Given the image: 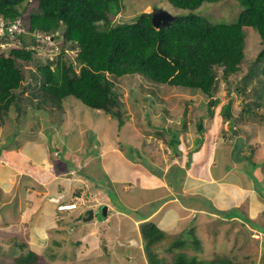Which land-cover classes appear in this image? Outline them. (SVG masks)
<instances>
[{
	"label": "trees",
	"instance_id": "1",
	"mask_svg": "<svg viewBox=\"0 0 264 264\" xmlns=\"http://www.w3.org/2000/svg\"><path fill=\"white\" fill-rule=\"evenodd\" d=\"M120 1L0 0V126L7 119L22 133L29 123L31 130L38 128L40 120L48 118L60 124L68 114L76 116V112L82 115L87 112L95 118L99 115L96 111L115 118L121 126L125 121L121 98L128 85H136L146 93L147 108L154 110L158 101L168 106L160 97L163 93L175 87L189 88L199 90L208 98L203 116L214 118L213 108H218L219 123L230 118L236 123L227 136L223 134L224 139L238 137L237 130H242V137L234 142L237 147L234 152L238 155V148H247L251 143L254 157L261 139L260 136L254 138L253 131L262 121L257 108L264 104V0H237L241 11L237 19L229 23H212L196 12L204 3L221 0H166L172 7L188 12L170 17L168 24L158 28L152 22L151 13H139L129 22L111 24L110 17L119 12ZM11 26L16 28L10 33ZM11 38L22 44L12 46ZM248 39L253 40L252 59H248ZM48 44L60 47L50 62L36 56L38 48ZM3 45L8 52L3 51ZM222 81L227 96L240 98L236 117H233L232 97L220 105L215 96ZM166 109H162L163 114L159 112L162 121L171 118ZM151 114L145 112L150 126ZM183 117L181 129L163 125L155 133L156 137L165 135V143L176 150L180 143L178 134L187 129ZM203 118L196 123V132L201 135L206 132ZM8 143V140L0 143V153ZM256 161L264 165V160ZM255 164L252 165L255 167ZM119 203L126 209L121 201ZM142 212L136 211L134 217L142 219ZM247 223L253 225L249 220ZM166 225L151 220L140 222L139 235L148 264H164L151 250V245L166 237ZM50 242H54V248L45 246L44 250L23 251L20 245L19 250H15L17 257L7 259L5 264L65 261V254L57 251L62 245L60 238H51ZM167 246V252L173 254L168 264H239L222 255L197 260L178 252L176 248L188 246L200 251L201 238L193 228L179 231L178 238Z\"/></svg>",
	"mask_w": 264,
	"mask_h": 264
},
{
	"label": "rangeland",
	"instance_id": "2",
	"mask_svg": "<svg viewBox=\"0 0 264 264\" xmlns=\"http://www.w3.org/2000/svg\"><path fill=\"white\" fill-rule=\"evenodd\" d=\"M120 6L121 7L119 12L114 17H110V23L113 25L129 22L139 13L154 14L152 10L155 9V11H157L158 13H161L168 17H174L176 15H182L188 12L187 10H181L172 7L167 3L166 0H121ZM240 11L241 6L237 2V0H221L215 3H204L200 8L196 10L197 13H199L201 16L205 17L212 23L233 22L237 19ZM1 34L2 31L0 30V35ZM252 42L253 40L250 39H248L247 41V50L250 49L248 59H252L255 53L254 49H252ZM10 44L12 46L19 47L22 43L17 41V39H12L10 40ZM26 44L28 47L32 46L30 45L28 40L26 41ZM3 46V51L8 52L7 46ZM58 50H60L59 45L48 44L46 46L39 47L36 56L41 57L42 61L50 62L53 60L54 55ZM69 54L70 52H68V55ZM242 67L244 68V72H246V65L243 64ZM53 68L54 66H51V69ZM220 87L221 88L215 94V96L220 100V105L225 104L228 99L232 97V101L234 100L232 104L234 112L233 117H236L237 115L235 114V111H237L240 105L239 96H232V94L227 96L223 81L220 83ZM132 88H136L137 90ZM248 88L250 89V87ZM142 94L144 93L141 92L136 85H128V87L125 88L123 97L121 98V102L123 103V106H121V110L124 112L125 121L121 126H119L115 118H110L108 115L101 116L100 118L102 119H99L98 122L96 121V124V122L94 123V118H91V116L87 112L83 113V115L79 112L75 113L76 116L70 115L64 125L66 129L70 128V130L77 128L75 131V135H77V130H79L80 134H82V138L86 137L88 138V141L92 140V142H89V144H86L83 147L82 151L77 153L78 159H96L97 155H99L101 151V143L99 140H101L102 138L103 143L107 142L108 144H111L113 148L115 147L121 150V153L115 152L111 156L109 154L105 155V164L102 165L103 169H98L100 170L99 174L95 173L93 167L91 169V166L87 168H81L82 177L87 178V176H89V180H93L91 184H94L96 186L95 191L100 195V199H104L114 207L113 211L111 210V208H109L107 213L108 218L106 220H102L99 213L101 210L99 209L100 206H97L95 208L96 223L94 227H86L87 230H85L84 232H80V230L79 232L70 231L68 235L69 240H67L68 243L66 244L67 246L69 245V247L64 248L63 246H61L59 249H57L58 253L66 254L65 258H67V260L65 264H147L141 248L142 242L139 235V225L140 222L143 221V219H137L133 217L132 215L136 214L132 213L134 210L133 207H130V211L132 214H129L128 210L125 209L123 205L119 203V201H122L123 198L130 197V201L132 199H138L144 203L143 200L147 201L149 198L153 197V194L149 192L151 191V189L144 190L140 187L136 190L135 187L137 186L135 185V183H138V180L142 182L147 181L149 184H152L151 186H153L157 182V180L144 175L145 172H143L138 167H136L132 171L130 163L135 164L141 168L145 167L144 169L146 170V165L148 163V159L146 157L149 158V155L147 153L151 154V160L158 161V157H161L163 153L169 152V149L167 148L165 143L166 140L163 137L165 135L162 134L161 137L154 136L156 135L155 133L158 130L157 128L163 127L164 125L171 126V128L178 130L179 128H181V125H179V119L184 116L187 125V129L185 130L186 132L184 133L190 134V137L187 136V138L185 139H188L189 142H192V139H196V146H194L193 148L196 150L200 147L201 144V142L199 141L201 134H198L196 132V123L200 118L204 117V128L206 132L209 134L213 133L212 136L214 137V139L212 138L210 142H212L216 150H218L216 154L217 158L223 152L221 151L222 147H224V150L226 151L228 149V153L232 150L233 156L237 155L236 152H234L233 147L235 145L234 142L236 141V139L242 137V130H237L240 134L238 137L230 136L231 139H229L230 137L228 139H224L223 134H226L227 136L230 133V128L235 127L236 123H233L231 126H229L228 124L231 121H221L219 124L216 121L215 127L213 128V118L211 119L210 117L203 116L204 114H206L208 98L199 90L179 87L172 88V90L163 93L160 96L162 97V100H165L168 103V106L167 104L162 103L163 101L161 100L162 102H156L155 110L147 108V102L144 101V98H146V93L144 95ZM186 103L189 104L186 106ZM220 105H218V107ZM160 106H164L168 109L166 110L171 116L169 120H166L167 118H165L162 121L159 118V112L162 113V109L164 108L162 107L161 109L159 108ZM217 109L218 108H213V110H215L216 112L215 114L219 115ZM257 110L259 114H261L262 121H259L257 127L253 130L255 131L254 138L257 136H260L261 138L259 139L261 144L259 143V145L256 146V150H258L256 152V158L252 157L250 143L247 145V148H238L239 151L242 152V154L238 155L232 160L230 156L229 161V163H232L234 166H236V169L244 172V174H247V176L250 177L249 179H245L246 184L244 183V185L246 186V188H248L249 186L248 182L252 184L254 183V181L256 182L255 177L258 173V166L262 167L260 169L261 174H264V165L262 166L261 162L256 161L257 159L264 160V154L261 157V154L258 153L261 150L264 153V104L262 106L260 105ZM96 112L103 115L100 111ZM145 112H147L148 114L152 113L151 115H149L151 126L147 124L148 120L145 117ZM156 112L158 113V115L156 114ZM229 120L233 121L232 118H230ZM46 122L47 121L40 120L38 123L39 129L46 125ZM95 127H99L98 131L105 133L106 136L101 138L97 137L96 139V134L93 133V131L96 133L99 132L97 130L95 131ZM249 131L251 132L252 128H249ZM29 132L30 130L28 131V133ZM51 133V131L46 132V140L48 141L46 144H50V140H52ZM117 133L119 136L117 135ZM12 135H14L18 140L27 139L25 133H19L16 130V125L6 119L5 124L0 126V139H5L11 137ZM36 137V139L40 141L41 144L45 142L40 133L37 132ZM182 137H184V135ZM234 148L236 149L237 147ZM187 150H189L188 147L184 148L182 150V153L184 154ZM54 152L50 153V156L55 159L54 163L61 161L64 150L57 151L56 153ZM46 153H49V150H47ZM256 153H254V155ZM109 156L110 158H112V162L109 161ZM225 161L226 160L224 159L223 162ZM82 162L85 163L84 160ZM204 163H206L205 159L202 160V164ZM64 164L67 167H75V164H73L71 161H65V163L61 161V166H64ZM217 164L218 162L216 161V163L214 164V170H216ZM252 164H255V167ZM82 165H80V167ZM154 165H157V162H155ZM224 166L229 165L225 164ZM3 167H7L6 163L0 160V168ZM73 175L74 174H71V176ZM75 175H78V173L76 172ZM170 175L175 176L174 173ZM112 178L113 180L111 182ZM132 181L135 183H133ZM231 181L242 184V180L239 177L231 179ZM128 183H130V185ZM262 184V189L260 187H256L259 190L255 189V192L259 196L262 195L263 197V175ZM199 185L197 186V188L199 187ZM189 188L194 193V188L190 186ZM211 188L214 189L211 194L213 198L210 199L212 202L215 201L220 206L223 205L229 207L231 205V200L233 198V195H230L232 193L231 185L228 186L227 184L220 186L219 184L211 183L204 186V190H206L207 192L210 191ZM249 188L251 190V187ZM99 189H101V191ZM158 192L159 191L155 189L154 193ZM187 194L188 195L185 196L186 198H188L187 196H189V193ZM90 195L94 197V195L96 194L90 193ZM193 196H196L197 198L201 197L200 193L196 194V192L193 194ZM245 197L249 196H247L246 194ZM244 199L245 201L247 200V198ZM199 200H202V197L199 198ZM175 201L177 204V200ZM188 202L190 205H199L201 203L196 199L194 201L189 200ZM200 206L201 204L199 205V207ZM239 206L240 204L234 207L236 210L228 211V215L236 216L237 218L240 217V223H237V220L234 222V219L226 220L223 217V211L225 210L222 209L219 212H217L216 210H212L211 212H209L206 210L201 211L198 209L196 210V212L186 215L184 218L177 221L178 224L175 227L169 229L166 227V229H168L166 232V237L162 241L159 240L151 245L152 251L157 254V258H160L164 264L170 263L173 254L167 252L168 243L172 240L177 239L178 232L182 229H194L195 227L194 233L201 238L200 251H198L197 249H192L191 246H188L182 249L176 248L178 252H182L188 257L193 256L197 260H211L214 256L222 255L231 257L232 260L239 264H264V200H262V205L259 208L254 211L252 210L251 213L248 212V215H246L245 206ZM120 208H122V210ZM117 209L121 210L120 213ZM147 209H150L148 205ZM144 214L145 213H143L142 215L145 216ZM137 215L140 214L138 213ZM158 217L159 216H157V218ZM155 218L156 215L150 216L148 219H152L153 221H155ZM246 218L257 225L249 226ZM192 221L194 223H192ZM91 226H93V224ZM10 228H13L14 231H16L17 229L15 225H11ZM260 228H262L263 230H260ZM34 234L35 233L30 232L28 233V236L31 238L34 236ZM35 236H42L43 242L47 238L46 235L37 234ZM180 236L181 233L179 234V237ZM63 262H61L60 264H64ZM52 263L54 264V262Z\"/></svg>",
	"mask_w": 264,
	"mask_h": 264
},
{
	"label": "crops",
	"instance_id": "3",
	"mask_svg": "<svg viewBox=\"0 0 264 264\" xmlns=\"http://www.w3.org/2000/svg\"><path fill=\"white\" fill-rule=\"evenodd\" d=\"M69 115L70 114H68L66 120L60 124L52 123L50 119L47 118L46 125L40 129L39 127L36 128L37 130L33 128L29 133L30 124H27L25 127L26 129L23 128L24 130L22 131V133H25L27 136L26 140H18L14 135L5 139H0V143L4 140L9 141L0 153V160L4 161L7 166L0 168V261L4 264L7 259H11L13 256L17 257L18 253H16L15 250L18 251V246L20 245H23V251H27L28 249L44 250L45 246H47V249L49 247L54 248V242H50V239L57 237L60 238L61 246L64 248L69 247V245L67 246L66 244L68 243L67 240H69L68 235L70 231L79 232L80 230V232H84L87 228L95 226V208L97 206H100L99 209H101L102 206L105 205L113 210L114 206L110 205L109 202L104 199H100V195L95 191L96 186L91 184L93 180H89V176H87V178L82 177L81 168L91 166V169L93 167L95 173L99 174L100 170L98 169H103L102 165L105 164V155L109 154L111 156L115 152L121 153V150L115 147L113 148V146L107 142L103 143L102 138L99 140L101 143L100 154L97 155L94 160H92V158L83 159L85 161V163H83L81 158H77V153L82 151L83 147L89 144V142H92V140L88 141V138H82V134H80L79 130H77V135H75L77 128L73 130L65 128L64 125ZM101 116L103 115L99 114L95 117L94 123L102 119L100 118ZM180 120L181 118L179 119V125L181 122ZM216 121L219 124V115L213 118V128L215 127ZM16 130L18 131L21 129L16 128ZM47 130L52 132L50 144H46L48 142L46 140V132H50ZM96 130L98 131L99 127H95V131ZM37 132L44 138V143L41 144L40 141L36 139ZM98 132L99 133L93 131V133L96 134V139L97 137L101 138L106 136L105 133L101 131ZM184 132L186 131H181V133L178 134L180 143L177 150L166 144L169 152L163 153L161 157H158V161L151 160V154L147 153L149 158L146 157L148 159L146 170L144 169L145 167L141 168L130 163L132 171L138 167L145 172L144 175L157 180L153 186L147 181L142 182L138 180V183L132 181L137 186L135 187L136 190L140 187L144 190L151 189L149 192L153 194V197L149 198L147 201L143 200L144 203L138 199H132L130 201V197L123 198L121 202L124 204L129 214L131 213L130 207H133L134 210L132 213H136L135 211H143V213H145V216L142 215L143 213H139L143 220H148L150 216L156 215L155 221L152 219L149 220L155 224L166 223L167 225L164 227H168V229L175 227L178 224L177 221L188 214L196 212L198 209L209 212L212 210L219 212L222 209L225 210L223 211V217L226 220L234 219V222L237 220V223H240V217L231 216L227 219L226 216H229L228 211L236 210L234 207L239 204V207L245 206L246 215H248V212L251 213L252 210L254 211L262 205L264 196H259L255 192V189H258L256 187L262 189L263 186L262 175L264 176V174H261L260 170L262 167H257L258 173L255 177L257 183L255 181L253 184L248 182L249 186L246 188L244 185V183L246 184L245 179H249L250 177L244 174V172L236 169V166L232 163H229L230 156L232 160L239 154H242V152L237 150L238 155L233 156L232 150L228 153V149L226 151L224 150L225 148L222 147L221 151L223 152L217 158L216 154L218 150H216L214 144L210 142L212 138L214 139L212 136L213 133H203L204 137L202 135L200 136L201 139H199L201 142L200 147L195 150L193 148L196 146V139H192V142H189V140L185 138H187V136L190 137V134ZM183 135L184 137H182ZM163 137L167 140L166 136ZM187 147L189 150L183 154L182 150ZM47 150H49V153H46ZM61 150H64L61 161L64 163L65 161H71L75 164V167H67L65 164L61 166V161L54 163L55 159L50 156V153ZM258 153L261 154V157L263 156L262 150ZM256 155L257 153L254 156L255 158ZM110 156L109 161L112 162L113 160ZM204 159L206 163L202 164V160ZM224 159L226 160L225 162H223ZM216 161L218 164L216 170H214ZM155 162H157V165H154ZM188 163H190L189 166H187ZM79 164L83 165L80 167ZM225 164L229 166H224ZM76 172L78 175H75ZM172 173H174L175 176L170 175ZM71 174L74 175L71 176ZM236 177L242 180V184L231 181V179H235ZM112 180L113 178L111 182ZM211 183H216L220 186L227 184L228 186L231 185L232 193L230 195H233V198L229 207L220 206L215 201L212 202L210 200L213 198L211 194L214 189L211 188V190L207 192L204 190V186ZM128 184L130 185V183ZM198 185L199 187L197 188ZM189 186L194 188V193H200L202 200H199L201 197L197 198L193 196L194 193ZM249 187H251V190ZM155 189L159 192L154 193ZM99 190L101 191V189ZM90 193L96 195L92 197ZM187 193H189V196H187L188 198L185 197L188 195ZM246 194L249 197H245ZM244 198H247V200L245 201ZM76 199L79 201L76 209L66 212L56 211L57 205L68 204L74 202ZM195 199L201 202L200 207V204H189V200L194 201ZM175 200H177V204ZM80 202H84V204H79ZM147 205L150 209H147ZM88 210H92L94 217L89 221L80 220V215L82 214L84 216L85 211L87 212ZM132 216L134 217V215ZM157 216L159 217L157 218ZM192 223L194 222L192 221ZM92 224L93 226H91ZM11 225L17 227L16 231L10 228ZM30 232L35 233L31 238L28 236ZM37 234L46 235V240L43 242V237L35 236ZM64 239L66 240L64 241ZM66 260L67 258L63 262L64 264Z\"/></svg>",
	"mask_w": 264,
	"mask_h": 264
},
{
	"label": "water",
	"instance_id": "4",
	"mask_svg": "<svg viewBox=\"0 0 264 264\" xmlns=\"http://www.w3.org/2000/svg\"><path fill=\"white\" fill-rule=\"evenodd\" d=\"M170 21V17L165 16L161 13L158 14H153L152 15V22L154 23L155 28L160 27L161 24H168V22ZM229 126L232 125V121L228 124ZM106 212H107V208L106 206H102L101 210H100V218L105 219L106 218ZM87 217L86 218H80L82 221H89L93 218V214H92V210H88L86 212Z\"/></svg>",
	"mask_w": 264,
	"mask_h": 264
},
{
	"label": "clouds",
	"instance_id": "5",
	"mask_svg": "<svg viewBox=\"0 0 264 264\" xmlns=\"http://www.w3.org/2000/svg\"><path fill=\"white\" fill-rule=\"evenodd\" d=\"M152 12L153 13H155V14H158V12H155L154 10H152ZM152 14V13H151ZM153 15V14H152ZM1 28V27H0ZM1 31H2V29H0ZM50 39H52V38H50ZM229 121H232V120H229ZM234 123V121H232V124ZM235 124V123H234ZM231 126V125H230ZM87 198V197H86ZM76 201V202H75ZM74 202L76 203V205H75V207L73 208V207H67V204H59V205H62V206H64L62 209H58L57 207H58V205L56 206V211L57 212H66V211H70V210H74V209H76V207L78 206V199H76ZM74 202H70V203H68V204H72V203H74ZM88 203V202H87ZM79 204H84V202H80ZM89 204V203H88ZM87 206V205H86ZM105 206V205H104ZM106 208H107V211H108V207L106 206ZM113 211V210H112ZM100 213V212H99ZM119 213H120V211H119ZM123 214H124V212H123ZM99 215V214H98ZM87 217V214H86V211H85V215L83 216L82 214L80 215V218L82 219V218H86ZM94 217V216H93ZM108 218V214H107V212H106V218L105 219H102V220H106ZM80 219V220H81ZM247 219V218H246ZM149 220V219H148ZM248 220V219H247ZM144 221V220H143ZM250 221V220H249ZM251 222V221H250ZM255 225H257V224H255V223H253V225H249V226H255ZM260 230H263L262 228H260ZM142 248V247H141ZM152 250V249H151ZM143 251V250H142ZM144 254V253H143ZM144 258H145V261H146V257H145V255H144ZM146 263H147V261H146ZM148 264V263H147Z\"/></svg>",
	"mask_w": 264,
	"mask_h": 264
},
{
	"label": "built area",
	"instance_id": "6",
	"mask_svg": "<svg viewBox=\"0 0 264 264\" xmlns=\"http://www.w3.org/2000/svg\"><path fill=\"white\" fill-rule=\"evenodd\" d=\"M16 27L15 26H11L10 27V30H9V32L11 33L14 29H15ZM1 29V28H0ZM76 202V201H75ZM72 203V204H67V207H75V205H76V203ZM64 206H62V205H58V209H62Z\"/></svg>",
	"mask_w": 264,
	"mask_h": 264
}]
</instances>
